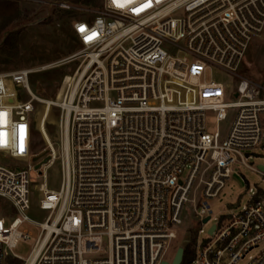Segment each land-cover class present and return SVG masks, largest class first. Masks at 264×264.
I'll return each mask as SVG.
<instances>
[{
	"label": "built area",
	"instance_id": "built-area-1",
	"mask_svg": "<svg viewBox=\"0 0 264 264\" xmlns=\"http://www.w3.org/2000/svg\"><path fill=\"white\" fill-rule=\"evenodd\" d=\"M72 27L81 50L54 65L82 60L50 102L61 112L58 190L47 187L46 170L58 158L53 145L46 142V163L32 164L34 70L0 72V156L15 162L0 164V198L11 212L0 217V264L11 257L21 264L170 263L164 254L187 204L202 226L232 166L264 176L244 157L264 136L261 87L240 79L227 102V85L200 82L210 66L237 71L264 30V0H102L92 19ZM208 113L214 133L206 131ZM31 169L43 180V222L26 214ZM250 192L248 204L218 217L200 242L196 229L197 264H236L260 244L248 264H264V192ZM26 222L40 231L23 259L11 250L30 239L20 230Z\"/></svg>",
	"mask_w": 264,
	"mask_h": 264
},
{
	"label": "rangeland",
	"instance_id": "rangeland-1",
	"mask_svg": "<svg viewBox=\"0 0 264 264\" xmlns=\"http://www.w3.org/2000/svg\"><path fill=\"white\" fill-rule=\"evenodd\" d=\"M98 0L91 4H84L79 0H0V72H11L24 68H31L34 72L29 77V86L38 98L34 102L31 114V152L34 155H46V142L53 145L58 158L47 168V187L58 190L60 176V145H61V112L58 108L48 105L46 101H55L62 88L64 76L71 75L80 60L54 65L81 50L78 39L74 34L72 24L75 20H90L101 7ZM60 4L67 5L62 8ZM10 36L7 45L1 47L4 39ZM169 50V46H165ZM42 67H46L42 69ZM240 79H247L261 87L260 97L264 98V30L253 38L244 58L234 74L210 66L206 68L200 82H220L226 87L227 102L235 100V86ZM234 117V110L219 125L222 137L227 133ZM264 118V115H262ZM206 131L214 133L215 118L211 113L206 117ZM246 164L252 168L264 165V136L261 143L254 149L245 151ZM15 162L2 158L0 164L9 165ZM35 166L36 163L32 162ZM26 167V163L23 165ZM229 179L226 180L218 195L208 204L213 217L204 225L192 223V213L189 214L191 204H187L182 211V224L175 228L176 238L171 240L166 248L164 258L172 261L177 248L190 245L192 248L193 235L196 229L203 232L198 235V242L206 238L208 229L217 222V218L233 212H240L250 201L251 191L264 192V176L243 165L232 166ZM186 168L181 178L188 173ZM37 171H29V209L28 217L37 222H43L47 211L39 208L41 198L38 185L43 182L37 176ZM200 188H197L196 195ZM199 196V195H198ZM10 204L0 198V217H9ZM191 215V216H190ZM190 216V217H189ZM20 230L29 233L30 239L19 241L11 252L22 257L29 256L34 242L39 234V227L31 223H24ZM263 244L249 251L236 264H248L256 257ZM106 252V247L104 248ZM12 258V257H11ZM188 264H197L196 258ZM186 263V264H187Z\"/></svg>",
	"mask_w": 264,
	"mask_h": 264
},
{
	"label": "water",
	"instance_id": "water-1",
	"mask_svg": "<svg viewBox=\"0 0 264 264\" xmlns=\"http://www.w3.org/2000/svg\"><path fill=\"white\" fill-rule=\"evenodd\" d=\"M47 161H48V157L45 156L44 154L34 155L32 158V162L36 163L35 169H38L42 164L46 163ZM258 167L260 170L264 171V165H259ZM206 221L207 218L203 220V223H206ZM213 229L214 226H211V228L209 229V234L212 232ZM183 253H184V249L182 247H179L177 248L176 253L170 263L167 261H162L161 264H181Z\"/></svg>",
	"mask_w": 264,
	"mask_h": 264
},
{
	"label": "trees",
	"instance_id": "trees-1",
	"mask_svg": "<svg viewBox=\"0 0 264 264\" xmlns=\"http://www.w3.org/2000/svg\"><path fill=\"white\" fill-rule=\"evenodd\" d=\"M79 1H81L84 4L88 5V4H91V3L95 2V1H98V0H79ZM9 40H10V36H7L4 39V41L2 42L1 47L7 45ZM193 256H194V252H193L192 248H190V245L186 246L184 248L182 264H186L188 261L192 260ZM8 264H21V262L16 260V259H14V258H9L8 259Z\"/></svg>",
	"mask_w": 264,
	"mask_h": 264
},
{
	"label": "snow or ice",
	"instance_id": "snow-or-ice-1",
	"mask_svg": "<svg viewBox=\"0 0 264 264\" xmlns=\"http://www.w3.org/2000/svg\"><path fill=\"white\" fill-rule=\"evenodd\" d=\"M145 7H147V5H145ZM141 10H142V9H141ZM137 11H139V10H137ZM80 30H81V31H84V27L82 26ZM4 115H5L4 113H0V118H2ZM0 123H2V119H0ZM22 128H23V126H21V129H22ZM0 135H2V134H0ZM21 139H22V138H21ZM0 143H2V141H0ZM21 151H23V146H22V144H21Z\"/></svg>",
	"mask_w": 264,
	"mask_h": 264
},
{
	"label": "bare ground",
	"instance_id": "bare-ground-1",
	"mask_svg": "<svg viewBox=\"0 0 264 264\" xmlns=\"http://www.w3.org/2000/svg\"><path fill=\"white\" fill-rule=\"evenodd\" d=\"M34 95H35V94H34ZM39 101H40V102H47L48 105H47L46 107L50 106V104H51L49 101H46V100H44V99L42 100V99L39 98Z\"/></svg>",
	"mask_w": 264,
	"mask_h": 264
}]
</instances>
